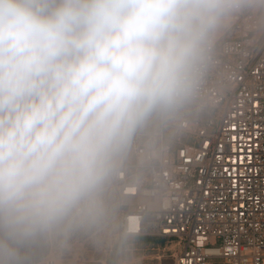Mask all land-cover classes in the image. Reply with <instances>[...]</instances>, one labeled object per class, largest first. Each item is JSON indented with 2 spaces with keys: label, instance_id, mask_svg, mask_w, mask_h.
Listing matches in <instances>:
<instances>
[{
  "label": "clouds",
  "instance_id": "obj_1",
  "mask_svg": "<svg viewBox=\"0 0 264 264\" xmlns=\"http://www.w3.org/2000/svg\"><path fill=\"white\" fill-rule=\"evenodd\" d=\"M251 0H0V264L100 233L134 139L197 102Z\"/></svg>",
  "mask_w": 264,
  "mask_h": 264
},
{
  "label": "built area",
  "instance_id": "obj_2",
  "mask_svg": "<svg viewBox=\"0 0 264 264\" xmlns=\"http://www.w3.org/2000/svg\"><path fill=\"white\" fill-rule=\"evenodd\" d=\"M108 193L103 232H72L33 264H107L111 230L160 241L173 264H264V16L243 9L222 30L197 102L134 139Z\"/></svg>",
  "mask_w": 264,
  "mask_h": 264
},
{
  "label": "rangeland",
  "instance_id": "obj_3",
  "mask_svg": "<svg viewBox=\"0 0 264 264\" xmlns=\"http://www.w3.org/2000/svg\"><path fill=\"white\" fill-rule=\"evenodd\" d=\"M244 9L251 15L264 16V0H251ZM142 133H154V130L149 127L140 134ZM130 152L127 159L130 158ZM108 198L113 204L114 198L111 193H108ZM103 242L107 244L105 250L107 264H173L174 261L173 255L165 251V245L158 240L121 241L111 230L109 235L103 238ZM112 246L113 252L110 251Z\"/></svg>",
  "mask_w": 264,
  "mask_h": 264
},
{
  "label": "water",
  "instance_id": "obj_4",
  "mask_svg": "<svg viewBox=\"0 0 264 264\" xmlns=\"http://www.w3.org/2000/svg\"><path fill=\"white\" fill-rule=\"evenodd\" d=\"M41 258V255H38V256H32L29 260H27L25 262V264H33L35 262H37L39 259Z\"/></svg>",
  "mask_w": 264,
  "mask_h": 264
},
{
  "label": "flooded vegetation",
  "instance_id": "obj_5",
  "mask_svg": "<svg viewBox=\"0 0 264 264\" xmlns=\"http://www.w3.org/2000/svg\"><path fill=\"white\" fill-rule=\"evenodd\" d=\"M45 249H46V244L43 245L42 247H40L39 249H37L33 256L36 257L38 255H42L44 253Z\"/></svg>",
  "mask_w": 264,
  "mask_h": 264
}]
</instances>
